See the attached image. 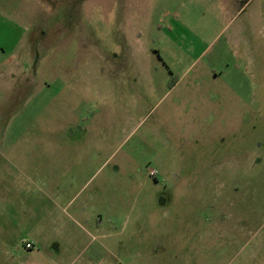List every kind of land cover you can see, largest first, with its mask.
<instances>
[{
    "label": "rangeland",
    "instance_id": "obj_1",
    "mask_svg": "<svg viewBox=\"0 0 264 264\" xmlns=\"http://www.w3.org/2000/svg\"><path fill=\"white\" fill-rule=\"evenodd\" d=\"M25 44L0 264L55 220L66 264H264V0H0V62Z\"/></svg>",
    "mask_w": 264,
    "mask_h": 264
},
{
    "label": "crops",
    "instance_id": "obj_2",
    "mask_svg": "<svg viewBox=\"0 0 264 264\" xmlns=\"http://www.w3.org/2000/svg\"><path fill=\"white\" fill-rule=\"evenodd\" d=\"M23 55V56H22ZM13 57V59H21L23 57L24 59L27 57V48L26 44L25 46L21 47L18 51L14 50L9 58L6 60L4 59L2 62H0V66L2 65L1 74L2 76L5 75L4 78H8L7 81L10 80V78H14L17 72V60H15L14 63L10 61V59ZM39 184H40V179ZM38 180L36 178L32 180V178H29L28 181L30 183H37ZM32 181V182H31ZM83 188L79 189L75 194L74 197L71 199V203H74L73 205H76L74 208V215L76 216H86L88 217V221L93 223V225H97V222L95 219H91V217H95V212L97 211V206L95 204L96 198L95 194L92 193L88 196L87 201L88 202H82L80 197L82 195ZM99 197H103V195H100ZM90 202V203H89ZM77 203V204H76ZM90 205V206H89ZM91 213V214H90ZM100 221V220H99ZM100 223V222H98ZM62 224L58 223L57 220L53 221L52 225L48 227V225H44L41 221L35 223L34 225H31L29 228V231L32 233L33 238L30 240H27V243H31L32 247L27 248V256H26V264H66V258L62 255L61 250V244L57 242L56 240H53V237L58 235V232L61 229ZM51 242V244L49 243ZM37 243H47L44 247L48 249L45 255H43L40 251H35ZM40 246V245H39ZM38 246V247H39Z\"/></svg>",
    "mask_w": 264,
    "mask_h": 264
},
{
    "label": "built area",
    "instance_id": "obj_3",
    "mask_svg": "<svg viewBox=\"0 0 264 264\" xmlns=\"http://www.w3.org/2000/svg\"><path fill=\"white\" fill-rule=\"evenodd\" d=\"M152 174H154V173L152 172ZM25 245H26L27 248H31L32 247V244L31 243H27L26 242Z\"/></svg>",
    "mask_w": 264,
    "mask_h": 264
}]
</instances>
